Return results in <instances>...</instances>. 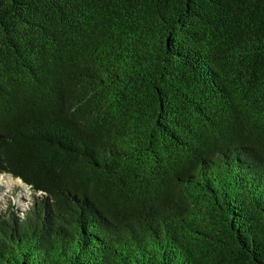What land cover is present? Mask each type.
Segmentation results:
<instances>
[{"label":"trees","instance_id":"trees-1","mask_svg":"<svg viewBox=\"0 0 264 264\" xmlns=\"http://www.w3.org/2000/svg\"><path fill=\"white\" fill-rule=\"evenodd\" d=\"M0 264H264V0H0Z\"/></svg>","mask_w":264,"mask_h":264},{"label":"rangeland","instance_id":"rangeland-1","mask_svg":"<svg viewBox=\"0 0 264 264\" xmlns=\"http://www.w3.org/2000/svg\"><path fill=\"white\" fill-rule=\"evenodd\" d=\"M2 178L0 184V211L12 208L18 213L26 210L31 206L34 197H39L38 194L33 195L32 191L21 183L19 179H14L7 174Z\"/></svg>","mask_w":264,"mask_h":264},{"label":"bare ground","instance_id":"bare-ground-1","mask_svg":"<svg viewBox=\"0 0 264 264\" xmlns=\"http://www.w3.org/2000/svg\"><path fill=\"white\" fill-rule=\"evenodd\" d=\"M4 177H5V175L0 176V184H1L2 178H4Z\"/></svg>","mask_w":264,"mask_h":264}]
</instances>
